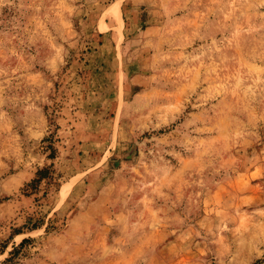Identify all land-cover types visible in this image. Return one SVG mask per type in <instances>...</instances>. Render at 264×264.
I'll return each mask as SVG.
<instances>
[{
  "label": "rangeland",
  "instance_id": "374dc122",
  "mask_svg": "<svg viewBox=\"0 0 264 264\" xmlns=\"http://www.w3.org/2000/svg\"><path fill=\"white\" fill-rule=\"evenodd\" d=\"M0 264H264V0H0Z\"/></svg>",
  "mask_w": 264,
  "mask_h": 264
},
{
  "label": "trees",
  "instance_id": "16d2710c",
  "mask_svg": "<svg viewBox=\"0 0 264 264\" xmlns=\"http://www.w3.org/2000/svg\"><path fill=\"white\" fill-rule=\"evenodd\" d=\"M53 151H54V150L52 149V150H51V153H50L49 156H48L50 159L53 158V154H54ZM47 171H48V170H47L46 168H44V169H39V170L36 172V178L33 179V180L31 181V185H34V184L40 182L42 179L46 178V175H47V173H48ZM18 234H19V233H18ZM27 241H28V239H23V240L20 242L19 246H23V244H25Z\"/></svg>",
  "mask_w": 264,
  "mask_h": 264
},
{
  "label": "bare ground",
  "instance_id": "6f19581e",
  "mask_svg": "<svg viewBox=\"0 0 264 264\" xmlns=\"http://www.w3.org/2000/svg\"><path fill=\"white\" fill-rule=\"evenodd\" d=\"M112 9V8H111ZM115 19L120 23V19H119V15H118V11L115 10L114 13ZM113 20V19H112Z\"/></svg>",
  "mask_w": 264,
  "mask_h": 264
}]
</instances>
